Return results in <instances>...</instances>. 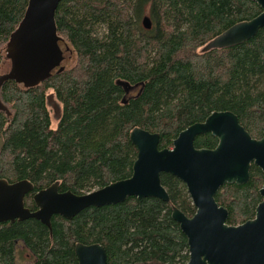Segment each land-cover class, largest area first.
<instances>
[{
	"label": "trees",
	"instance_id": "16d2710c",
	"mask_svg": "<svg viewBox=\"0 0 264 264\" xmlns=\"http://www.w3.org/2000/svg\"><path fill=\"white\" fill-rule=\"evenodd\" d=\"M28 0H0V49L21 21ZM251 0H60L57 33L81 62L77 74L54 72L25 88L7 79L0 86V180H28L33 194L57 182L58 190L85 194L131 176L137 149L129 132L159 133L171 148L179 132L213 111L230 110L254 138L264 129V28L228 48L202 51L232 25L257 16ZM148 18L150 27L143 25ZM120 82L139 86L125 97ZM61 107L51 127L47 91ZM210 133L194 140L212 149ZM170 202L129 197L89 207L71 219L51 218V228L30 218L0 222V264H78L74 246L99 243L107 264H186L188 245L171 218L174 205L187 216L195 208L185 184L162 173ZM264 178L252 165L242 185L225 184L215 195L226 222L255 215Z\"/></svg>",
	"mask_w": 264,
	"mask_h": 264
},
{
	"label": "water",
	"instance_id": "95a60500",
	"mask_svg": "<svg viewBox=\"0 0 264 264\" xmlns=\"http://www.w3.org/2000/svg\"><path fill=\"white\" fill-rule=\"evenodd\" d=\"M60 0H28L23 17L5 46L10 70L0 75V86L15 80L25 88L35 87L65 68L61 65L70 48L61 45L55 11ZM262 11L254 18L238 22L213 39L202 51L228 48L241 44L264 28V0H251ZM143 25L150 27L146 17ZM127 90L130 85L120 82ZM0 108H6L0 102ZM210 133L217 139L213 149L197 148L194 140ZM129 140L136 147L131 176L112 182L85 194L69 190L60 192L55 182L33 194L35 209L25 206V195L33 190L28 180L8 183L0 180V222L34 218L51 228V218L59 215L71 219L83 209L124 202L129 197L157 198L170 202L160 175L170 174L182 181L195 212L187 216L176 206L171 218L186 237V264H264V181L259 189L262 200L255 216L239 225H228L227 208L220 206L215 195L225 184L242 185L250 179V169L259 168L264 178V129L254 138L230 110L213 111L202 122L179 132L172 148H159V133L134 127ZM2 143L0 141V147ZM78 264H107L105 248L99 243L74 246Z\"/></svg>",
	"mask_w": 264,
	"mask_h": 264
},
{
	"label": "rangeland",
	"instance_id": "374dc122",
	"mask_svg": "<svg viewBox=\"0 0 264 264\" xmlns=\"http://www.w3.org/2000/svg\"><path fill=\"white\" fill-rule=\"evenodd\" d=\"M64 44H67L70 50L72 51L65 52V59L62 62V65L64 66L66 72H72L74 74H77L80 71V65H81L79 57L77 53L74 51L73 47L65 38H64V42L61 43V45L64 46ZM9 70H10V60L6 57L5 45H3L0 49V75L7 73ZM135 93L136 91H134L132 94L134 95ZM47 96L49 98V102L47 103V106L50 112L51 127L55 128L57 126V121H58L57 118H58V114L60 113L61 107L60 104L52 97V90L47 91ZM20 263L21 264L27 263V260L20 261Z\"/></svg>",
	"mask_w": 264,
	"mask_h": 264
},
{
	"label": "flooded vegetation",
	"instance_id": "af4514ba",
	"mask_svg": "<svg viewBox=\"0 0 264 264\" xmlns=\"http://www.w3.org/2000/svg\"><path fill=\"white\" fill-rule=\"evenodd\" d=\"M70 51H72V50H70ZM69 51V52H70ZM64 59H65V54H64ZM64 61V60H63ZM62 61V62H63ZM61 65H62V63H61ZM54 72H57V68H55L53 71H52V73H54ZM124 88V87H123ZM124 90H125V97H130V96H133V92L134 91H136V93L134 94V95H136V94H138L139 93V86L138 85H136V86H130L129 88H127V90L124 88ZM52 97L55 99V97H54V95L52 94ZM56 100V99H55ZM57 101V100H56ZM49 102V98H48V96H47V103ZM58 102V101H57ZM56 102V103H57ZM58 106V105H57ZM59 107V106H58ZM59 109V108H58ZM60 115H61V108H60V113L58 114V118L57 119H59V117H60ZM240 123V122H239ZM187 128V127H186ZM184 130V129H183ZM182 131V130H181ZM180 131V132H181ZM178 136V135H177ZM217 145V144H216ZM216 147V146H215ZM214 147V148H215ZM172 148V147H171ZM164 149V148H163ZM208 149V148H207ZM213 149V148H212ZM167 174V173H166ZM187 190V189H186ZM167 191V190H166ZM261 200H262V198H261ZM172 206H174V205H172ZM171 206V207H172ZM221 206V205H220ZM224 207V206H223ZM255 216V215H254ZM254 218V217H253ZM252 219V218H251ZM227 223V222H226ZM228 224V223H227ZM228 225H231V224H228ZM239 225V224H238Z\"/></svg>",
	"mask_w": 264,
	"mask_h": 264
}]
</instances>
